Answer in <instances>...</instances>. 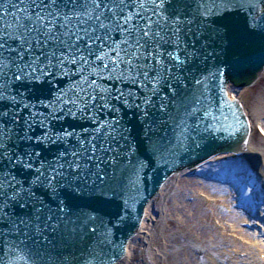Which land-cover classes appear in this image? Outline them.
<instances>
[{
    "label": "snow or ice",
    "instance_id": "6c2138e0",
    "mask_svg": "<svg viewBox=\"0 0 264 264\" xmlns=\"http://www.w3.org/2000/svg\"><path fill=\"white\" fill-rule=\"evenodd\" d=\"M172 3L0 0V236L35 235L47 243L51 231L70 247L78 234L77 228L62 229L70 206L84 200L109 204L118 191L100 166L118 162L120 148L105 138L115 139V125L97 119L98 114L117 111L116 103L141 110L145 118L152 107L167 111V97L154 103L161 87L174 99L188 87L187 77L173 69L207 60L215 52L208 48L218 41L244 48L259 33L264 46V10L242 27L232 16L250 9L249 0H184V11L173 8L165 14ZM73 74L72 87L53 88V80ZM210 75L218 79L223 73L217 67ZM98 82L111 83L114 91ZM192 83L203 85L204 80L193 76ZM33 99L34 104L26 102ZM69 119H87L95 127L52 126ZM44 145L59 146L53 159L36 150ZM148 147L153 154L158 150L155 142ZM110 153L115 155L108 158ZM115 215L123 219L119 210ZM78 219L89 233L97 232L90 226L95 217Z\"/></svg>",
    "mask_w": 264,
    "mask_h": 264
},
{
    "label": "water",
    "instance_id": "95a60500",
    "mask_svg": "<svg viewBox=\"0 0 264 264\" xmlns=\"http://www.w3.org/2000/svg\"><path fill=\"white\" fill-rule=\"evenodd\" d=\"M165 3L167 5L168 0ZM249 3L252 5L250 9L246 6L232 14L241 27L246 19L260 16L264 10V0H249ZM173 8L184 11V0H173L171 6L165 8V14H170ZM191 27L195 30L197 24L193 23ZM213 49L214 54L209 55L207 60L196 59L183 69H173L174 73L187 77L185 82L188 87L180 98L175 99L169 89L161 87L154 103L159 104L161 97H167L163 101L168 106L167 111L152 107L150 115L145 118L141 110L116 103L117 111L109 113L105 110L98 114L97 119L115 125V139L105 138L113 148H120L118 162L100 166L107 173L109 183L116 185L118 191L109 204L99 205L84 200L70 206L62 229L66 233L68 228H77L75 242L69 247L62 242L59 233L51 231L46 233L47 243L40 242V237L35 235L30 238L3 235L0 236V264H83L84 261L90 264H119L126 257L129 244L141 231L151 202L170 177L185 169H193L218 154L243 152L251 133L250 124L243 104L229 96L228 87H250L264 71L261 35L258 33L252 37L244 48L225 40L211 45L208 52L213 53ZM217 67L223 73L218 79L210 75L216 72ZM193 76L204 80V84L194 85ZM75 82L73 74L69 78L53 80L52 86L68 89ZM98 83L114 91L111 83ZM116 86L123 87L126 92L131 88L140 94L130 85ZM26 102L34 104L35 100ZM191 108H195V113L189 111ZM20 115L27 116L28 113L21 112ZM68 124H72L77 131L81 127L89 130L95 127L87 119L59 120L54 121L52 126L60 128ZM151 142L158 146L154 154L148 147ZM129 146L131 151H128ZM58 148L57 145H44L36 150L53 159ZM112 155L115 153H110L108 158ZM140 164L144 166L140 167ZM92 170H96L94 162ZM117 210L121 212L122 220L117 219ZM87 215L95 217L90 224L97 228L95 234L89 233L78 219H86Z\"/></svg>",
    "mask_w": 264,
    "mask_h": 264
},
{
    "label": "rangeland",
    "instance_id": "374dc122",
    "mask_svg": "<svg viewBox=\"0 0 264 264\" xmlns=\"http://www.w3.org/2000/svg\"><path fill=\"white\" fill-rule=\"evenodd\" d=\"M230 89L232 91L237 90V88L231 86ZM242 90L243 92L247 90L243 101L245 107L250 110L258 97L264 93V78L258 81L257 84L249 88H242ZM260 139H262V136L258 129L253 141L258 142ZM195 171L236 180L239 177L246 178V182H240L241 200L239 201L249 204L254 209L258 206L253 205V201H255L254 194L261 186L258 184L259 182L255 183V174H253L251 166L247 162L223 157L203 163ZM245 171L246 174H238ZM201 180L202 178L196 174L189 175L188 171L176 174L153 204L149 213L157 221L153 226L151 225L152 227H148L150 232H147L151 233V238L154 239H151V247L156 249V252H160V256L157 255L154 259L155 264H222L221 261L226 264V260H229V258L225 260L223 257L228 254L227 250H236V248L228 246L226 250L224 244H233V242H236V238H240L246 243L251 242L232 231L231 226L234 221L231 213H227L220 206L219 201H214V199L221 197V191L229 189V185L213 181H205L201 185L199 184ZM199 193H204L207 197H202ZM235 193L239 192H230L228 206L234 210L233 213L235 212L236 217H239L242 221L245 219L244 210L234 207L233 196H238ZM230 200L233 201L230 202ZM246 221L249 222L250 220L246 218ZM250 227H252L251 224L249 226L243 224L240 228L252 230L258 234V229H250ZM139 236L142 237V235ZM227 240L231 243L229 244ZM259 242H261V239ZM261 244L263 245L264 241ZM242 254L244 255L245 252ZM257 257L264 260L262 255L258 254ZM122 264H150L146 258L143 244H133L131 258H128Z\"/></svg>",
    "mask_w": 264,
    "mask_h": 264
},
{
    "label": "bare ground",
    "instance_id": "6f19581e",
    "mask_svg": "<svg viewBox=\"0 0 264 264\" xmlns=\"http://www.w3.org/2000/svg\"><path fill=\"white\" fill-rule=\"evenodd\" d=\"M262 78H264V71L260 74L258 80L254 83V85L257 84L258 81H260ZM243 88H249V87H243ZM241 89L242 88L232 91L229 87L228 91H229V96L231 98H235V99L237 98L238 100L241 101V103L243 104V108L245 110V113L247 115V118L249 120L251 134L248 138L246 147L243 150L244 152H242L240 155H234V156L230 155V154H225V153L224 154H218L216 156L209 158L208 160H206L204 162H206V163L211 162V161H214L216 159L223 158L225 156H231L232 159H239V160H243L244 162H247L251 166V171H253V174H255L254 175V177L256 178L255 183L259 182L258 184H260V186H261L260 189L256 190V193L254 194V200L257 203H263L262 201H264V135L261 134L262 139H260L258 142H254L253 138H254V135L258 131L259 128H261L264 131V93L260 97H258L256 102H254V105L249 110L245 107L244 101H243V99L246 97L247 90L245 92H243V90L241 91ZM195 168L185 169L182 172H184V171L190 172L192 170H195ZM182 172H180L178 174H181ZM172 177H170V179L164 185V187L162 188V190L160 191L158 196L155 197L153 199V201L151 202V204L147 210L146 217L143 221L141 231L135 236L134 240L131 241V243L129 245V251H130V255H131L133 244L142 243L144 246L145 252H146V258L149 260L150 264H155L154 259L157 255L160 256V252H156V249L152 248L151 244H150L152 238H151V233H149L150 231H149L148 227H152L155 224V221H157V220L152 215H150L149 212L151 211L153 204L156 202L159 195H161L163 193V191L165 190V188L171 183ZM238 180H239V182L237 184H235V186L236 185L241 186L240 182L244 181V179L242 177H239ZM221 192H222L221 197L217 198L218 201L229 204V196H230L229 194L231 191H228V190L226 191L224 189V191H221ZM236 192H239V193H235V194H238V196L237 197L233 196V199L235 200V199L239 198L241 200L240 191H236ZM232 201L230 200V202H232ZM255 201H253L254 205L256 204ZM221 206L223 207L224 205H221ZM226 212H228L227 209H226ZM228 213H230V212H228ZM232 213H233V211H231V217L234 221V223L231 226L232 231L236 235L238 234V236L245 237V239L250 240L251 242L246 243V242H243L240 238H236L237 239V240L235 239L236 242H233V244H230L231 241L227 240V242L230 245L224 244V248H226V250H227L228 246H231V247H235L236 250H234V249H231L229 251L227 250L228 254H225L224 255L225 257H223L225 260L229 258V260H226L227 261L226 264H264V260L257 257L258 254L261 256V254L264 253V249H263L264 244L263 245L261 244L264 241V208H261L260 210H258V213L253 212L252 208H249V209L247 208V210L244 211V213H243L245 219L242 221H241V219H239V217H236L235 212L233 214ZM246 218L250 221L249 222L246 221ZM256 223H258L257 227H255ZM243 224H245L246 226L251 224L252 227H250V229L258 228V230L262 229L263 231H259L257 234L256 232H254L252 230L251 231L244 230V229L240 228L241 225H243ZM147 231H149V232H147ZM139 235H142V237ZM260 239H261V242H259ZM152 240H154V239H152ZM243 252H245L244 255L242 254ZM126 260L127 259L122 260L119 264H122ZM221 263L223 264V261H221Z\"/></svg>",
    "mask_w": 264,
    "mask_h": 264
}]
</instances>
